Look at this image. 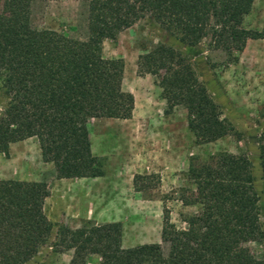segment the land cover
<instances>
[{
    "label": "trees",
    "instance_id": "obj_1",
    "mask_svg": "<svg viewBox=\"0 0 264 264\" xmlns=\"http://www.w3.org/2000/svg\"><path fill=\"white\" fill-rule=\"evenodd\" d=\"M0 0V152L38 139L42 157L58 178H96L103 162L94 155L89 124L98 119L129 120L135 96L124 89L125 63L107 59L104 42L149 17L187 47L209 41L233 61L250 40L264 34L245 27L254 0H73L87 14V39H75L33 26L37 2ZM140 75H152L167 105L188 114V128L198 144L231 135L221 105L201 79L192 57L161 43L138 59ZM264 174V132L258 141ZM188 180L194 186L185 206L196 213L179 229L164 208L161 243L124 248L118 223L61 226L54 248L73 251L71 264H264L248 246H264L260 196L253 162L247 154L220 152L190 158ZM150 179V176H146ZM137 179H143L138 176ZM45 182L0 180V264H26L48 243L53 223L45 212Z\"/></svg>",
    "mask_w": 264,
    "mask_h": 264
},
{
    "label": "rangeland",
    "instance_id": "obj_2",
    "mask_svg": "<svg viewBox=\"0 0 264 264\" xmlns=\"http://www.w3.org/2000/svg\"><path fill=\"white\" fill-rule=\"evenodd\" d=\"M87 24V14L77 1L34 5L35 29L85 40ZM245 27L264 34V0H254ZM161 43L192 57L201 79L221 105L223 118L233 124L231 135L198 144L188 128L187 111L178 107L167 112L155 78L140 75L138 68L139 56ZM104 56L124 60V89L135 96L136 108L129 120L98 119L89 124L92 151L104 164L103 176L58 178L54 165L43 160L36 138L11 145L8 154L0 152V180L45 182L49 187L45 212L53 231L48 243L26 264H71L73 251L54 248L61 226L78 229L86 224L118 223L124 248L161 243L164 208L170 210L179 229L185 228L184 218L198 211L182 202L194 192L187 174L190 158L197 155L226 152L250 157L264 230V174L258 145L264 132V39L250 40L243 52L236 53L238 61H233L221 51H211L208 40L187 47L145 17L115 40H106ZM5 101L0 93V111ZM248 246L256 255L264 252V246ZM87 263L100 264L101 258L90 255Z\"/></svg>",
    "mask_w": 264,
    "mask_h": 264
}]
</instances>
